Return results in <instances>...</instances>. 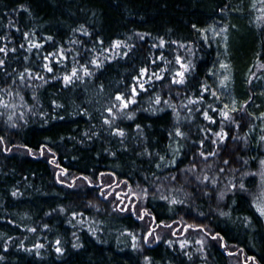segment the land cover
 <instances>
[{
	"label": "trees",
	"instance_id": "obj_1",
	"mask_svg": "<svg viewBox=\"0 0 264 264\" xmlns=\"http://www.w3.org/2000/svg\"><path fill=\"white\" fill-rule=\"evenodd\" d=\"M263 156L264 0H0V264H264Z\"/></svg>",
	"mask_w": 264,
	"mask_h": 264
},
{
	"label": "rangeland",
	"instance_id": "obj_2",
	"mask_svg": "<svg viewBox=\"0 0 264 264\" xmlns=\"http://www.w3.org/2000/svg\"><path fill=\"white\" fill-rule=\"evenodd\" d=\"M208 33L212 40L220 39L221 41L225 40L227 35L226 30L224 28H221L220 26H213L209 28ZM233 105H235V102L233 103ZM230 106L233 107L232 105ZM256 174L258 181L254 195V202L256 203L255 205L257 209L262 213V215H264V156L258 162V169L256 171ZM148 233L150 234L151 230L148 231ZM152 235L154 239H156L158 236V232H152ZM241 261L242 262H240V264L249 263L245 259H242Z\"/></svg>",
	"mask_w": 264,
	"mask_h": 264
},
{
	"label": "snow or ice",
	"instance_id": "obj_3",
	"mask_svg": "<svg viewBox=\"0 0 264 264\" xmlns=\"http://www.w3.org/2000/svg\"><path fill=\"white\" fill-rule=\"evenodd\" d=\"M118 99H120V98L118 97Z\"/></svg>",
	"mask_w": 264,
	"mask_h": 264
}]
</instances>
